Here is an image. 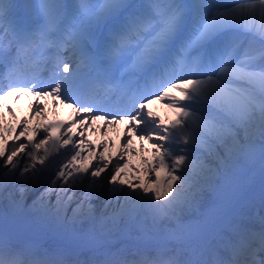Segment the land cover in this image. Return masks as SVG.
I'll return each mask as SVG.
<instances>
[{
  "label": "snow or ice",
  "instance_id": "6c2138e0",
  "mask_svg": "<svg viewBox=\"0 0 264 264\" xmlns=\"http://www.w3.org/2000/svg\"><path fill=\"white\" fill-rule=\"evenodd\" d=\"M8 97H31L37 117L50 98L76 118L17 132L0 112V199L55 233L0 224V264H264V0H0ZM154 102L176 118L160 121ZM96 121L101 135L124 126L114 156L111 141L96 151L85 139ZM133 138L148 144L139 168ZM257 168L258 222L227 219L208 194ZM121 224L140 235L114 250L106 237Z\"/></svg>",
  "mask_w": 264,
  "mask_h": 264
},
{
  "label": "rangeland",
  "instance_id": "374dc122",
  "mask_svg": "<svg viewBox=\"0 0 264 264\" xmlns=\"http://www.w3.org/2000/svg\"><path fill=\"white\" fill-rule=\"evenodd\" d=\"M156 103L160 104L161 102L160 103L155 102V104ZM7 104H8L7 106L11 108V110H12V106L16 107V105L12 103L10 100H8ZM150 106L153 107V103ZM0 112H3L2 108ZM48 112L49 110L45 108V113H48ZM16 116L18 117L17 119L18 121H21L22 119L27 121L29 127H31L32 124L29 123L31 121H29L28 119L34 120L36 118V116L31 112L29 105H28V108L25 109L22 115L21 114L18 115L16 113ZM65 116L66 115L60 118L56 114H53L46 122L48 124H55V123L69 124L71 121H73L76 118L72 116L71 117L70 116L65 117ZM12 122H15V120L13 119ZM15 126L17 127V132H18L19 131L18 124H16ZM104 131L106 134L101 135V132L99 130H93V128L83 130V135L85 139L88 142L92 143L96 151H101V149L97 147L98 139L101 140L102 143H104L107 141H111V138L113 137L112 130L105 129ZM56 132H57L56 135L58 136L60 134V129H55L54 133L51 135L54 136ZM71 133L74 136L77 135L76 137L79 138V129L77 128V126L73 125L71 127ZM110 134L112 137H109ZM15 135L16 133L14 132L12 136L8 137L9 142H11L13 136ZM114 136H115L114 138L115 141L114 142L111 141L113 146L111 149H109V153H108V154H112L113 156L115 154L114 147L118 145V148H119V145L121 143V139H120L121 134L116 133L114 134ZM42 138H43V134L41 132L40 134L37 135V139H42ZM20 139L24 140V137H21ZM141 144H146V149L148 148L147 143L141 141ZM118 148L116 149V152ZM60 152L61 154H63L66 152V149L61 148ZM148 153L151 156V152L149 151ZM138 158L139 157L137 154L135 156V159H138ZM67 159L68 157L66 155H63L62 157H60L59 155L54 154L52 151L49 155V160L53 161L52 171L54 172L56 168L58 167V165L66 162ZM234 176H235V181L237 185L235 190L229 187H225L222 191L217 192L216 194L209 193L208 200L216 201L220 212L229 220H232L235 222H244L243 218L247 216L251 219H256V218L258 219L259 215H261L260 198H261V191H262V181H261L259 169L257 168L255 171H252V172H249L247 170L237 171L234 174ZM5 222H7L9 226L14 227L21 235L36 236L40 238L42 241H49L55 235L53 231V226L43 224L31 216L15 215L11 207H9L8 201L5 199H0V224H3ZM42 232L45 234H42ZM138 235H140L138 232L131 233V237H135ZM131 237L125 234L124 225L121 224L115 230H113L112 232L108 234V236L106 237V240H107V243L110 244L115 250V249L124 248L128 239H130ZM170 243L173 247H179V244H180L178 240H173ZM85 252L91 255V253L87 252V250H85Z\"/></svg>",
  "mask_w": 264,
  "mask_h": 264
},
{
  "label": "bare ground",
  "instance_id": "6f19581e",
  "mask_svg": "<svg viewBox=\"0 0 264 264\" xmlns=\"http://www.w3.org/2000/svg\"><path fill=\"white\" fill-rule=\"evenodd\" d=\"M224 1V2H223ZM220 2L222 3H230L231 0H220ZM178 95V94H177ZM12 98V97H8L5 101H3L2 103L4 104H7L8 100ZM32 100L31 97H28V98H21L19 100H15L13 99V103L16 105V108H15V112H12L14 115H9L6 111H4V122L8 123V124H11L13 126H15L16 124H18V120H17V117H16V113L19 115V114H23L24 111H25V108H26V105ZM160 103V102H159ZM46 104H47V109L49 110L48 113H46L44 116L42 117H37L34 119V120H30L28 119L30 124H32V126L36 125V124H42V125H47L48 123L46 122L53 114H56L57 116H59L60 118H62V116L66 115L65 117L67 116H74V113H73V110L72 108L68 107L67 105L65 104H60L59 102L56 103V106L53 108L52 106V100L49 98L46 100ZM8 105V104H7ZM149 107L151 108L152 112L155 114V117H158L160 121H164V123H169L171 122L172 120H174L176 118V113L168 108L166 106L165 103H160V104H155V102L153 103V107L149 105ZM155 109V110H154ZM15 120V122H12V120ZM23 120V119H22ZM93 128V126H92ZM94 129H97V125H95ZM54 130L55 129H52L51 130V134L54 133ZM61 131V130H60ZM123 131H124V127L123 125H119L118 126V129L113 131V135L116 134V133H119L123 134ZM58 132V130H57ZM57 132L55 133L54 137L57 136ZM72 134V133H71ZM77 136V135H76ZM102 137V136H101ZM100 137V139H101ZM112 137V136H111ZM119 137V136H118ZM105 141V140H104ZM102 143L101 140H97V144L100 145ZM105 143V142H104ZM140 145H141V141L133 138V148H137L138 152V157H139V148H140ZM144 148L146 149V144H143ZM118 148V145H116L114 147V151L116 153V149ZM101 151H103V149H101ZM54 154L56 155H59L60 157L63 156V154H61L60 152V149L59 151H53ZM63 153V152H62ZM108 154V153H107ZM115 155V154H114ZM145 155V158L151 160V156L149 155V153H144ZM126 159H129L130 160V163L132 165H134L135 167L139 168L140 167V161H139V158L138 159H135V156H132V157H126ZM11 191V190H10ZM26 203H31V198L29 197L27 199V202ZM256 221L258 222V219H251L249 218L248 216L247 217H244L243 218V221L246 222V221ZM89 255V254H87ZM82 258H87V256H82Z\"/></svg>",
  "mask_w": 264,
  "mask_h": 264
}]
</instances>
